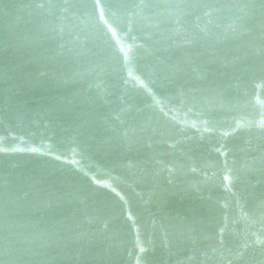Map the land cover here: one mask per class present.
I'll use <instances>...</instances> for the list:
<instances>
[{"label":"water","instance_id":"obj_1","mask_svg":"<svg viewBox=\"0 0 264 264\" xmlns=\"http://www.w3.org/2000/svg\"><path fill=\"white\" fill-rule=\"evenodd\" d=\"M0 264H264V0H0Z\"/></svg>","mask_w":264,"mask_h":264}]
</instances>
